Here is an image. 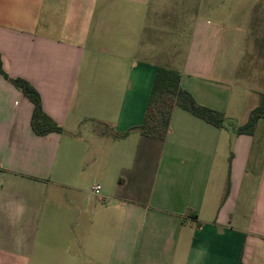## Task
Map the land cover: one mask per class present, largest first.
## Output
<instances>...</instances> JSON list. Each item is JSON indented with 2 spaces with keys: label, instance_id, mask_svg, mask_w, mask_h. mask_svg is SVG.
<instances>
[{
  "label": "crops",
  "instance_id": "1",
  "mask_svg": "<svg viewBox=\"0 0 264 264\" xmlns=\"http://www.w3.org/2000/svg\"><path fill=\"white\" fill-rule=\"evenodd\" d=\"M0 59L62 130L0 74V264H264V0H0ZM158 66L222 128L131 130Z\"/></svg>",
  "mask_w": 264,
  "mask_h": 264
},
{
  "label": "trees",
  "instance_id": "2",
  "mask_svg": "<svg viewBox=\"0 0 264 264\" xmlns=\"http://www.w3.org/2000/svg\"><path fill=\"white\" fill-rule=\"evenodd\" d=\"M0 74L8 79L33 105L31 116L32 131L38 136L49 133H60L61 128L45 115L38 92L22 79L9 78L2 69L0 59ZM181 75L178 71L165 67H157L150 90L143 122L131 130L143 137L163 141L168 133L172 112L180 108L202 119L209 125L222 128L224 116L221 112L198 105L194 98L180 85ZM259 120H264V95L259 104L250 112L245 124L236 129V134L252 135ZM130 130V131H131ZM121 135L113 134L115 138H123L130 132ZM104 133H109L104 129Z\"/></svg>",
  "mask_w": 264,
  "mask_h": 264
},
{
  "label": "rangeland",
  "instance_id": "3",
  "mask_svg": "<svg viewBox=\"0 0 264 264\" xmlns=\"http://www.w3.org/2000/svg\"><path fill=\"white\" fill-rule=\"evenodd\" d=\"M239 74H242V77H247L250 75V69L244 65L243 67H241V71L239 72ZM260 77H264V76H260Z\"/></svg>",
  "mask_w": 264,
  "mask_h": 264
},
{
  "label": "built area",
  "instance_id": "4",
  "mask_svg": "<svg viewBox=\"0 0 264 264\" xmlns=\"http://www.w3.org/2000/svg\"><path fill=\"white\" fill-rule=\"evenodd\" d=\"M92 191L95 193V194H98L99 191H100V186L99 185H95L92 187Z\"/></svg>",
  "mask_w": 264,
  "mask_h": 264
}]
</instances>
